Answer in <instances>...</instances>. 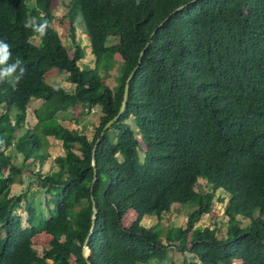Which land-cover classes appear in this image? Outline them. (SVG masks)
Here are the masks:
<instances>
[{
    "label": "trees",
    "instance_id": "trees-1",
    "mask_svg": "<svg viewBox=\"0 0 264 264\" xmlns=\"http://www.w3.org/2000/svg\"><path fill=\"white\" fill-rule=\"evenodd\" d=\"M41 13L51 25L42 39L23 26ZM79 15L94 67L79 65L86 55L74 39ZM55 18L53 0H0V39L11 45L13 61L19 57L27 67L17 90L0 85V264H88L83 246L94 201L92 264L147 263L169 247L192 253L183 264H264V0H71L61 21L71 22L72 54ZM117 54L122 63L112 88L100 69ZM135 68L126 111L102 134L119 113ZM61 72L73 91L46 82ZM33 99L42 104L27 127ZM78 105L100 108L92 138L58 120ZM129 119L144 142L143 156ZM49 136L65 154L55 158L58 170L44 174L34 168L49 156ZM23 170L46 187L47 212L35 200L38 192L11 195ZM199 178L213 189L198 195ZM219 189L229 195L223 238L197 226ZM189 202L186 226L167 230L166 244L160 222L142 224L147 215L160 220L173 204ZM129 211L137 217L126 227ZM41 233L51 236L42 254L33 242Z\"/></svg>",
    "mask_w": 264,
    "mask_h": 264
},
{
    "label": "rangeland",
    "instance_id": "rangeland-1",
    "mask_svg": "<svg viewBox=\"0 0 264 264\" xmlns=\"http://www.w3.org/2000/svg\"><path fill=\"white\" fill-rule=\"evenodd\" d=\"M71 0H53V13L56 18L53 22V27L58 31L61 36L64 44L67 46L69 53L72 54V50L74 47V40L72 35V25L68 19L61 21V18L67 15L69 11ZM74 39L81 46L85 48L86 55L85 58L79 62L81 67H90L95 66L94 55L91 51L90 47V39L89 36L85 32V24L81 16L79 15L74 23ZM33 41L38 43L39 38H33ZM109 43L116 42L115 39H109ZM120 55L114 56V62L112 66L109 68L102 67L100 69L101 74L107 79L108 84L114 88L117 85V81L115 77L119 74V67L122 63ZM68 74L61 72L56 73L54 75L48 76L45 80L47 83L52 85H58L63 87L67 91L74 90V84L68 80ZM108 76V78H106ZM42 104V100L33 99L27 108V127H33L37 122V116L35 114V110L40 107ZM100 112L99 107H94L91 110H84L81 105L71 107L66 112H61L58 114V120L61 124L69 129H79L80 131L87 134L90 138L94 136L96 131V127L100 122ZM133 128L136 130L137 137L140 141L141 145V155L143 156V150L145 149L144 142H142L141 136L138 133V128L136 127L134 121L132 119L128 120ZM143 149V150H142ZM45 151L48 153V158L41 165L37 164L34 168V171H37L39 168L42 170L44 174L51 173L53 171L58 170V166L55 162V158L59 155H64L65 150L62 146V142L58 139H55L52 136H49L47 139V147ZM23 160V156L21 154L18 155L16 160L17 164H21ZM23 180L22 183L18 182L12 186L11 195H19L25 191H29L30 195L33 192H38L35 195V200L37 197L41 198V206L42 209L47 212V206L45 204L46 199V187H41L38 184V180L36 175L32 174L29 170H23L21 175ZM213 189L212 184H208L207 181L203 178H199L198 183L196 185V191L198 195L202 192H208ZM38 190V191H37ZM229 195L224 190L219 189L216 192V196L214 199V204L212 211L208 214L203 215L201 220L197 223V226H210L211 228H215L217 230V235L219 238H223L226 236L227 225H228V217L225 215V205L228 201ZM24 203V202H23ZM194 203L189 202L187 204H173V208L171 212L165 213L162 218L159 220L156 215H147L143 218L142 224L146 227H152L160 222V228L163 230L162 241L163 243H167L166 240V232L172 227H185L188 220V213L193 209ZM24 212V211H22ZM25 215V213H23ZM137 217V214L133 211H129L123 219L124 226L128 227L132 223V221ZM250 220L243 219V225H247ZM51 236L46 233H41L34 237V247L42 254L43 249L49 246V241ZM194 256L188 250L182 251L181 249H177V247H169L163 254L161 258H154L150 262L141 263V264H183L186 259H193ZM233 264H242L240 260H235Z\"/></svg>",
    "mask_w": 264,
    "mask_h": 264
},
{
    "label": "clouds",
    "instance_id": "clouds-1",
    "mask_svg": "<svg viewBox=\"0 0 264 264\" xmlns=\"http://www.w3.org/2000/svg\"><path fill=\"white\" fill-rule=\"evenodd\" d=\"M34 2L35 0H33V4ZM137 4H139V0H137ZM23 26L25 30H30L31 33L42 39L47 36L51 25L50 21L41 13L39 16H29ZM26 72L27 67L23 60L17 57L13 61L11 45L6 40L0 39V85H7L15 91L19 88Z\"/></svg>",
    "mask_w": 264,
    "mask_h": 264
},
{
    "label": "water",
    "instance_id": "water-1",
    "mask_svg": "<svg viewBox=\"0 0 264 264\" xmlns=\"http://www.w3.org/2000/svg\"><path fill=\"white\" fill-rule=\"evenodd\" d=\"M183 7H180L178 10L182 9ZM168 19V18H166ZM160 27V26H158ZM145 49L142 51L141 53V58H142V55L144 53ZM141 58H140V61H141ZM139 61V62H140ZM138 67V66H137ZM137 68H135L133 70V72L130 74V76L128 77L127 79V82H126V85H125V89H124V99H123V102H122V105H121V108H120V111L119 113L114 117L112 118L111 120H109L105 126L103 127V130H102V134L105 133V131L107 129H109L113 123H115L119 118L120 116L126 111V108H127V104H128V98H129V91H130V81L132 79V77L134 76L135 72H136ZM100 143V137L98 138L94 148H93V161H92V164L94 166V168L96 167V152H97V148H98V145ZM96 181V170H95V178H94V181L93 183H95ZM94 199V197H92ZM97 214H98V209H97V206H96V203L94 201L93 203V214H92V227H91V230H90V233L84 243V246H83V256L84 258L86 259L87 263L88 264H92L89 257L91 255V250L88 246V243H89V239L91 237V235L93 234L94 230H95V226H96V219H97Z\"/></svg>",
    "mask_w": 264,
    "mask_h": 264
}]
</instances>
